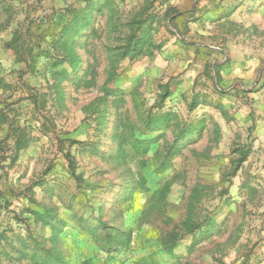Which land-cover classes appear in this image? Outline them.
Masks as SVG:
<instances>
[{
  "label": "rangeland",
  "instance_id": "1",
  "mask_svg": "<svg viewBox=\"0 0 264 264\" xmlns=\"http://www.w3.org/2000/svg\"><path fill=\"white\" fill-rule=\"evenodd\" d=\"M77 10L90 23L73 68L56 39ZM140 18L153 19L152 39L121 56ZM16 30L19 56L7 46ZM29 47L63 61L33 69ZM115 54L98 122L86 107ZM166 83L163 108L202 126L193 136L139 121L133 100L150 107ZM0 111V228L37 242L3 241L0 264H42L46 252L48 264H264V0H0ZM195 186L194 221L211 223L193 233L182 221ZM46 207L53 216L35 222Z\"/></svg>",
  "mask_w": 264,
  "mask_h": 264
},
{
  "label": "trees",
  "instance_id": "2",
  "mask_svg": "<svg viewBox=\"0 0 264 264\" xmlns=\"http://www.w3.org/2000/svg\"><path fill=\"white\" fill-rule=\"evenodd\" d=\"M92 1V0H90ZM90 3V2H89ZM90 7V4L85 6L83 9H86ZM84 12V11H83ZM80 10L75 11L74 16L66 21L65 24L61 27V30L57 36V43L59 45L60 52L63 50L62 54L66 58H68L69 62L71 63L72 67H76V63L79 60V56L76 54L74 48H73V40L74 37L77 36L80 32L83 31L88 25H89V16L84 14H79ZM153 17V16H151ZM134 22V21H133ZM132 22V23H133ZM152 30H153V19H146V18H140L137 20L136 27L133 30V34L131 35V38L127 39V42L120 47L121 49V56H125L128 54L135 55L142 52V50L149 44L150 40L152 39ZM25 40L23 35L18 32L17 30L14 31L10 41L8 42L7 46L11 48L16 56L20 55V51L23 49V46L25 45ZM31 58L29 61V66L33 69H36L37 63L41 61V68L42 69H48L56 68L58 65L62 63L63 60L58 59L57 57L51 55L49 58L46 54L43 52L37 53L34 56L31 54L32 48H27ZM47 58V59H46ZM43 59V60H41ZM46 59V60H45ZM118 61V54L110 55V61H109V67L106 74V78L103 83V90L104 95L101 97H98L94 99L88 106L86 107L89 110L96 111V120L99 122L103 118V113L106 110L107 101L105 100L106 95H110L114 92V81L115 77L117 75L116 72V62ZM60 72H66L65 70H62ZM170 84L166 83L163 85H160L159 88L160 91L158 94V97H160L159 101L154 102L150 107L144 106V101L141 98H135L133 100V106L134 109L138 115L139 121L142 123V125L148 129V130H157L161 128L166 129H172L174 134H178L176 136L177 139H183L186 137L193 136L195 133L201 130L202 126H197L194 123H181L176 121L177 114L173 112L170 109L163 108V102L162 99L164 97H167L170 95ZM33 103L37 107H43L44 103L46 102L45 94H35L33 95ZM57 98L61 101L63 99L62 92L60 89L57 93ZM8 120V115L5 114L3 111H0V125L3 123H6ZM11 122L12 129L14 133L16 132V139H15V145L16 148H20L25 145V129L21 128L20 125H18V121ZM174 125L179 126V130H175ZM131 147L135 150H137L138 145L131 142ZM179 151L178 146H172L171 147V154H175ZM192 198L191 201L188 204V209L186 216L184 220L182 221V226L187 232H196L197 229L199 231H207L210 227L211 218H205L202 225H199V223L196 225V221H194L195 217V204L199 201L201 195H200V188L199 186H195L192 190ZM30 214L33 216L35 222H40L42 225L47 223L49 221V218L53 216L52 210L50 208H44L42 212L31 210ZM57 223V222H56ZM195 223V225H194ZM193 229V230H192ZM7 227L6 228H0V244L5 241L6 243L12 244L15 241H17L21 248L26 249V245L29 242H36V239L33 238L32 234H29L28 236H18L17 238H11L7 235ZM31 237V240L29 238ZM1 252V251H0ZM25 254L29 255L33 260H37V256L35 253H28L25 252ZM53 258V255L50 252H46L43 256H40L39 261L42 264H48L50 262V259Z\"/></svg>",
  "mask_w": 264,
  "mask_h": 264
}]
</instances>
